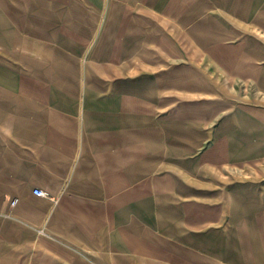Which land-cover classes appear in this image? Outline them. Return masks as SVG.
<instances>
[{
  "label": "crops",
  "instance_id": "0c3cea01",
  "mask_svg": "<svg viewBox=\"0 0 264 264\" xmlns=\"http://www.w3.org/2000/svg\"><path fill=\"white\" fill-rule=\"evenodd\" d=\"M178 1L121 0L120 16L110 10L112 27L88 33L59 26V41L41 52L36 25L27 32L28 48L16 46L14 61L0 59V69L16 67L13 75L0 73V264L239 259L231 257L229 238H182L178 220L167 238V195L184 187L167 185L166 105H152L160 92L146 86L142 68L152 65L151 51L166 50V25L178 17ZM54 2L55 11L69 3ZM77 3L83 23L86 0ZM151 34L164 45L151 46L144 37ZM83 65L97 68L88 75L94 85L87 75L55 69ZM105 67L116 69L108 74ZM151 212L158 216L153 224Z\"/></svg>",
  "mask_w": 264,
  "mask_h": 264
},
{
  "label": "rangeland",
  "instance_id": "374dc122",
  "mask_svg": "<svg viewBox=\"0 0 264 264\" xmlns=\"http://www.w3.org/2000/svg\"><path fill=\"white\" fill-rule=\"evenodd\" d=\"M54 1L0 0V59L14 61L16 46L28 48L27 32L36 25L41 52L59 41V26L92 33L114 25L112 10L120 16L121 0H86L83 23L76 18L79 0L56 11ZM69 10L74 19L66 24ZM175 13L166 25V50L151 51L152 65L142 68L146 86L160 92L152 105H166L167 185L184 187L183 194L167 195V238L178 220L182 238L231 240V257L239 259L216 258L215 264H264V0H181ZM144 37L151 46L164 45L157 34ZM15 69L4 66L0 73ZM55 69L87 75V82L98 72L85 65ZM151 213L153 224L158 216Z\"/></svg>",
  "mask_w": 264,
  "mask_h": 264
},
{
  "label": "built area",
  "instance_id": "2783aa9c",
  "mask_svg": "<svg viewBox=\"0 0 264 264\" xmlns=\"http://www.w3.org/2000/svg\"><path fill=\"white\" fill-rule=\"evenodd\" d=\"M33 192H34L35 195H37V196H39V197H43V196H45V193H44L42 190L38 189V188H35V189L33 190ZM12 203H14V202H12Z\"/></svg>",
  "mask_w": 264,
  "mask_h": 264
}]
</instances>
